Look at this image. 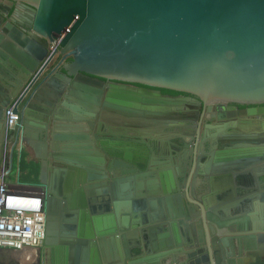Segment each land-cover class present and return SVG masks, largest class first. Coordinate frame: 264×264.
Returning a JSON list of instances; mask_svg holds the SVG:
<instances>
[{"label":"water","instance_id":"1","mask_svg":"<svg viewBox=\"0 0 264 264\" xmlns=\"http://www.w3.org/2000/svg\"><path fill=\"white\" fill-rule=\"evenodd\" d=\"M11 1L30 11L0 32V107L17 100V137L66 214L47 217L37 264H238L264 238V189L245 215L232 202L244 161L264 156V0ZM52 42L70 62L37 80ZM116 84L252 107H217L211 159L187 176L105 141L101 123L151 129L175 109Z\"/></svg>","mask_w":264,"mask_h":264},{"label":"flooded vegetation","instance_id":"2","mask_svg":"<svg viewBox=\"0 0 264 264\" xmlns=\"http://www.w3.org/2000/svg\"><path fill=\"white\" fill-rule=\"evenodd\" d=\"M0 32L5 27L7 22H13V20H22L27 17V10L30 11V8L23 3L13 2L11 0H0ZM70 62L69 59L62 61L58 58V48L50 55H47L44 60L40 63L33 78L37 76L39 80L45 73L53 71L58 64L61 63V68L68 65ZM59 68V70H61ZM121 89L131 91L133 93L139 94L142 96V100H148L156 108H164L165 103L170 104L171 108L174 105L175 109L173 113L165 115L162 112H156L155 118H152L156 122H162L161 126H154L151 129L162 130V132L149 133L145 131L149 130L148 128H142L139 126L130 127L128 126H119L118 127H109L108 125L101 123L99 125L103 136H106L105 141L118 142L125 146L131 145L140 146L146 149V152L141 151L143 154H146L149 157L151 154L155 156H162L163 159L169 160L170 165H173V168L182 166V170L185 174L190 173L196 165V157L201 158V155L204 157V162L206 161L208 153H212L211 148L206 144H210V139L202 144V139L204 137L208 138V132L206 131V126L208 124L216 123L218 120L214 118L218 110L217 107L222 105V107L236 106L240 109H245L252 106H244L238 103H204L203 100L197 96L159 90V89H150L139 85H125V84H116ZM68 89V88H67ZM17 103V100H16ZM144 105V103H141ZM211 107V109H210ZM1 109V107H0ZM2 110V111H1ZM0 110V167L3 159L4 147L8 144L11 146L15 145V140L9 134L6 125H5V111L6 107ZM212 110V111H210ZM19 113V112H18ZM163 114V115H162ZM133 120H150V117L142 115L140 118H132ZM20 114L18 125L20 126ZM219 121V120H218ZM133 125H138L137 121L132 123ZM207 133V134H206ZM15 134V133H14ZM16 137V135H15ZM137 142V144H136ZM145 144V146L142 145ZM117 144V143H116ZM162 145V147L160 146ZM2 146V148H1ZM161 147V148H159ZM124 148V146H123ZM118 145V149H123ZM187 148V149H186ZM26 147L23 145V153ZM151 151H153L151 153ZM13 155V154H12ZM11 159V155H9ZM211 159V158H210ZM14 160V159H13ZM12 160V161H13ZM28 161L36 163L38 165L39 173V161L29 159ZM201 171L203 170V161ZM169 165V166H170ZM174 170V169H173ZM52 180V173H48L46 181L50 182ZM18 181V179H17ZM35 195L42 199L43 210L45 217H49L52 212H56L58 209L59 218L63 219L66 217L64 212L63 204L58 207L55 198L52 195L51 191L47 187H42L39 185V182L35 185Z\"/></svg>","mask_w":264,"mask_h":264},{"label":"built area","instance_id":"3","mask_svg":"<svg viewBox=\"0 0 264 264\" xmlns=\"http://www.w3.org/2000/svg\"><path fill=\"white\" fill-rule=\"evenodd\" d=\"M57 48L58 42L50 43L48 55ZM15 104L16 101L5 111V125L15 145L10 143L4 147L0 167V249L10 251L13 259L21 264H35L46 238V217L41 198L34 192L15 190L20 188L17 181L19 170L12 174V168L14 160L17 168L24 145L16 133L19 113H13ZM10 178L15 180L14 186Z\"/></svg>","mask_w":264,"mask_h":264},{"label":"crops","instance_id":"4","mask_svg":"<svg viewBox=\"0 0 264 264\" xmlns=\"http://www.w3.org/2000/svg\"><path fill=\"white\" fill-rule=\"evenodd\" d=\"M246 119L248 118L246 117ZM257 120H260V116H258ZM219 123L221 122L217 120L216 123H212L211 125H215V124L217 125ZM111 127L114 128L118 126L113 124ZM210 130L211 132L209 131L208 134L210 133L212 135L215 132V130L213 129ZM248 130H250V127ZM145 132L149 134L151 132H162V130L149 129ZM212 140L213 139L210 136V141ZM262 146L264 145H257V148L261 149ZM23 154H25L28 157V160L33 159L32 153L27 148L25 149ZM209 160H210V156L207 157L205 162L208 163ZM16 165H17V161H16ZM17 169L19 170V163ZM240 174L243 176V177H239L240 179H243V182H241L243 186V190L241 191V194H237V193L235 194L234 199H232V202L234 200L240 203L239 205H237V208L235 209L241 210L240 214L245 215L246 212L248 213L249 211H251L250 210L251 207L254 206L257 207L260 200L259 195L261 194V189H264L263 187L264 186V156H258L254 160L244 161L242 171L240 172ZM249 181L253 182L254 188H251L252 186H249L248 184ZM15 190H18L20 192L30 193L35 191V187L32 185H20V188ZM153 200L151 199V201ZM152 203L153 202H150V204ZM249 216L253 217L250 214ZM256 243H257L256 247L254 248L250 247L246 253H243L241 259L238 260L237 262L238 264H264V238L261 241H258L257 239ZM0 264H21V263L13 259L10 251L0 249ZM35 264H37V262H35Z\"/></svg>","mask_w":264,"mask_h":264},{"label":"trees","instance_id":"5","mask_svg":"<svg viewBox=\"0 0 264 264\" xmlns=\"http://www.w3.org/2000/svg\"><path fill=\"white\" fill-rule=\"evenodd\" d=\"M38 183V165L28 161V157L22 153L19 161L18 184L35 185Z\"/></svg>","mask_w":264,"mask_h":264},{"label":"rangeland","instance_id":"6","mask_svg":"<svg viewBox=\"0 0 264 264\" xmlns=\"http://www.w3.org/2000/svg\"><path fill=\"white\" fill-rule=\"evenodd\" d=\"M16 160H14V163H13V168H12V174L13 173H15L16 172ZM18 176H19V174H18ZM18 176H17V179H18ZM11 177H13V176H11ZM10 181H11V183L13 184V186L15 185V180L13 179V178H10Z\"/></svg>","mask_w":264,"mask_h":264}]
</instances>
